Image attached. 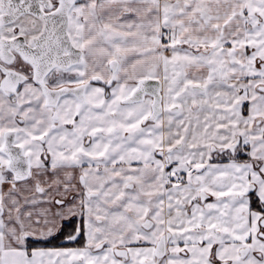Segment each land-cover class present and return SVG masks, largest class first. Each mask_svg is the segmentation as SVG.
Masks as SVG:
<instances>
[{
  "label": "snow or ice",
  "instance_id": "snow-or-ice-1",
  "mask_svg": "<svg viewBox=\"0 0 264 264\" xmlns=\"http://www.w3.org/2000/svg\"><path fill=\"white\" fill-rule=\"evenodd\" d=\"M0 264H264V0H0Z\"/></svg>",
  "mask_w": 264,
  "mask_h": 264
}]
</instances>
